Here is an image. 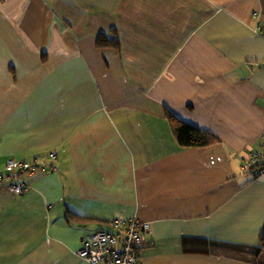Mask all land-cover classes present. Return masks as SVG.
Segmentation results:
<instances>
[{"label":"crops","instance_id":"1","mask_svg":"<svg viewBox=\"0 0 264 264\" xmlns=\"http://www.w3.org/2000/svg\"><path fill=\"white\" fill-rule=\"evenodd\" d=\"M165 109L219 142L180 147ZM263 148L264 0H0V174L32 165L0 187V264H86L127 218L142 264H264L216 244L257 243Z\"/></svg>","mask_w":264,"mask_h":264},{"label":"built area","instance_id":"2","mask_svg":"<svg viewBox=\"0 0 264 264\" xmlns=\"http://www.w3.org/2000/svg\"><path fill=\"white\" fill-rule=\"evenodd\" d=\"M50 156L54 157L55 154L52 153ZM252 167H254L252 174L256 177H264V148L260 153L252 152L244 160L242 164L244 171L248 172ZM6 168L12 174L10 176L0 174V187L6 178L16 180L17 170L30 171L32 165L10 159L6 162ZM6 189L11 195L18 196L27 192L28 186L21 181L11 182L6 185ZM112 225L116 229L115 233L96 231L83 241L78 256L86 264H142L139 249L145 242L149 229L148 223L140 222L136 218H127L115 219Z\"/></svg>","mask_w":264,"mask_h":264},{"label":"trees","instance_id":"3","mask_svg":"<svg viewBox=\"0 0 264 264\" xmlns=\"http://www.w3.org/2000/svg\"><path fill=\"white\" fill-rule=\"evenodd\" d=\"M96 46L100 48L112 47L117 49L118 44L116 40H109L105 35L101 34L97 37ZM164 115L173 131L178 145L182 148L209 147L219 142V139L212 133L202 131L178 120L167 109H165ZM253 169L254 167H252L248 172L252 173ZM216 244L221 248L237 253L239 252L244 259L251 258L257 261L261 256L264 258V226L260 231L257 243L252 246L234 245L222 242H216Z\"/></svg>","mask_w":264,"mask_h":264}]
</instances>
